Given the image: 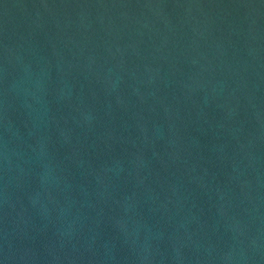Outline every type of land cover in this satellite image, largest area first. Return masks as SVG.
Instances as JSON below:
<instances>
[{"label": "water", "instance_id": "obj_1", "mask_svg": "<svg viewBox=\"0 0 264 264\" xmlns=\"http://www.w3.org/2000/svg\"><path fill=\"white\" fill-rule=\"evenodd\" d=\"M0 264H264V0H0Z\"/></svg>", "mask_w": 264, "mask_h": 264}]
</instances>
